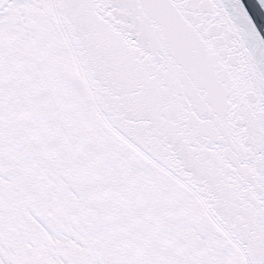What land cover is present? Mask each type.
Returning a JSON list of instances; mask_svg holds the SVG:
<instances>
[{"label":"snow or ice","instance_id":"1","mask_svg":"<svg viewBox=\"0 0 264 264\" xmlns=\"http://www.w3.org/2000/svg\"><path fill=\"white\" fill-rule=\"evenodd\" d=\"M0 264H264V0H0Z\"/></svg>","mask_w":264,"mask_h":264}]
</instances>
